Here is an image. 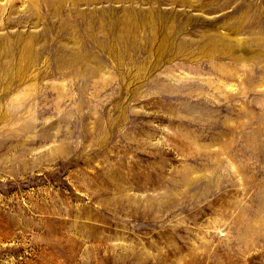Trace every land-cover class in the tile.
I'll return each instance as SVG.
<instances>
[{"label":"rangeland","instance_id":"374dc122","mask_svg":"<svg viewBox=\"0 0 264 264\" xmlns=\"http://www.w3.org/2000/svg\"><path fill=\"white\" fill-rule=\"evenodd\" d=\"M0 264H264V0H0Z\"/></svg>","mask_w":264,"mask_h":264}]
</instances>
